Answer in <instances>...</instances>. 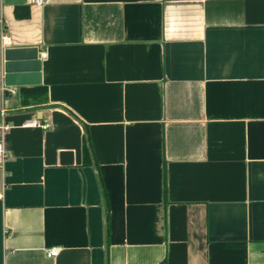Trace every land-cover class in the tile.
Listing matches in <instances>:
<instances>
[{
  "label": "crops",
  "instance_id": "0c3cea01",
  "mask_svg": "<svg viewBox=\"0 0 264 264\" xmlns=\"http://www.w3.org/2000/svg\"><path fill=\"white\" fill-rule=\"evenodd\" d=\"M0 20L41 60L0 105V264H264V0H0Z\"/></svg>",
  "mask_w": 264,
  "mask_h": 264
},
{
  "label": "water",
  "instance_id": "95a60500",
  "mask_svg": "<svg viewBox=\"0 0 264 264\" xmlns=\"http://www.w3.org/2000/svg\"><path fill=\"white\" fill-rule=\"evenodd\" d=\"M41 82L38 47L5 46L0 36V105L11 98V88Z\"/></svg>",
  "mask_w": 264,
  "mask_h": 264
},
{
  "label": "built area",
  "instance_id": "2783aa9c",
  "mask_svg": "<svg viewBox=\"0 0 264 264\" xmlns=\"http://www.w3.org/2000/svg\"><path fill=\"white\" fill-rule=\"evenodd\" d=\"M32 2L35 5L41 6L44 4L45 0H32ZM0 36L2 39V42L5 46H11L12 45V40L11 37L5 33V27L3 22L0 20ZM6 113L7 109L4 107H0V155L4 156L5 155V150H4V140L7 131L10 128V125L6 121ZM26 125L29 126H39L42 128H48L49 124L46 122H41L37 119H32L26 122ZM61 247L56 246L52 247L48 250V255L49 256H57L60 253Z\"/></svg>",
  "mask_w": 264,
  "mask_h": 264
},
{
  "label": "trees",
  "instance_id": "16d2710c",
  "mask_svg": "<svg viewBox=\"0 0 264 264\" xmlns=\"http://www.w3.org/2000/svg\"><path fill=\"white\" fill-rule=\"evenodd\" d=\"M84 153H85V160L86 161H90L92 160V150H91V145L89 143V140L85 142V145H84Z\"/></svg>",
  "mask_w": 264,
  "mask_h": 264
}]
</instances>
